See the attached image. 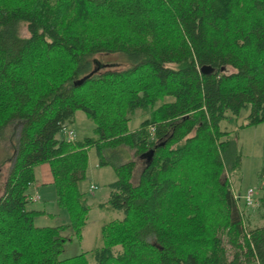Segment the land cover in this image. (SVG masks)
<instances>
[{
    "label": "trees",
    "instance_id": "1",
    "mask_svg": "<svg viewBox=\"0 0 264 264\" xmlns=\"http://www.w3.org/2000/svg\"><path fill=\"white\" fill-rule=\"evenodd\" d=\"M109 54L127 66L100 71ZM76 110L96 137L57 138ZM135 110L146 116L129 130ZM241 110L244 125L264 122V0H0V135L19 124L0 264H264V224L243 223L225 176L240 156L219 122ZM91 146L98 165L121 146L144 160L135 183L134 160L112 165L106 204L122 217L100 226L102 245L59 259L60 231L79 239L85 224ZM262 157L260 177L264 132ZM41 163L64 224L34 226L25 208ZM257 203L264 219V184Z\"/></svg>",
    "mask_w": 264,
    "mask_h": 264
},
{
    "label": "rangeland",
    "instance_id": "2",
    "mask_svg": "<svg viewBox=\"0 0 264 264\" xmlns=\"http://www.w3.org/2000/svg\"><path fill=\"white\" fill-rule=\"evenodd\" d=\"M19 34L26 36L24 26L19 29ZM95 59L103 64L100 71L104 69H122L127 65L120 55H96ZM168 100L169 98H165ZM157 101L155 105H158ZM247 110H241L237 115L226 113V118L219 122V128L227 132V138L232 140L236 151L239 153L240 161L237 168L230 174L227 172L225 176L228 178L230 188L234 193L243 196L247 189L252 190V198L257 200L261 194V187L264 184V177L258 175V171L263 163L262 147H263V132L264 122L254 125H244ZM146 116L143 112L135 110L131 115L127 127L129 130H134L139 122ZM93 123L86 115L76 110L73 114V119L67 124L66 130H71L73 137L76 140H82L85 137H96L93 131ZM19 124L12 123L2 131L0 135V195L3 190V185L10 168V160L13 155V146L18 135ZM57 138H64L63 132H58ZM127 151L120 152L118 147L105 148L102 151V158L108 161L109 164L98 165V157L94 147L87 149V163L84 172V177L77 183V190L84 195L88 205L85 224L81 228L80 238H76L71 234L69 229L60 231V235L65 237L62 249L58 254V258H66L77 255L81 252L89 253L92 249L102 245L100 236V226L112 219L122 217L120 211L111 209L106 204L108 195V184L115 180V172L112 165H118L129 159L136 162V166L132 173V180L138 176V171L142 166L143 158L134 156L133 151L127 147H120ZM128 152V154H126ZM128 155V156H127ZM133 157V158H132ZM47 167V170L45 169ZM34 181L29 186L28 192L32 196H36L34 201H28L25 204L27 210H36L40 213L33 218V225L41 226H56L68 222V214L65 209L60 208L55 202L54 188L52 184H45L42 181L49 173L47 163H41L34 167ZM47 177V176H46ZM93 186V188H90ZM240 206H243V199L238 201ZM98 204H104L103 207H98ZM243 221L249 227L260 226L264 224V219L258 216L257 207L248 206L244 209Z\"/></svg>",
    "mask_w": 264,
    "mask_h": 264
},
{
    "label": "built area",
    "instance_id": "3",
    "mask_svg": "<svg viewBox=\"0 0 264 264\" xmlns=\"http://www.w3.org/2000/svg\"><path fill=\"white\" fill-rule=\"evenodd\" d=\"M60 132H63L65 134L64 139L69 140V141L74 139L72 131L71 130H66V127L61 128ZM152 134H153V128H152V126H150L149 127V136L152 137ZM90 188H93V186H90ZM251 194H252V190L251 189H247L243 196H239L238 194L233 193V197H234V199H235V201L237 203V206L239 207V210L242 212V217H243V214H244L245 207L247 208L248 206H251V205L256 207L258 205L257 200H254L252 198ZM240 198L243 199V206H240L239 203H238ZM28 199L30 201H34V200L37 199V197L31 195V196L28 197ZM243 223H244V221H243Z\"/></svg>",
    "mask_w": 264,
    "mask_h": 264
},
{
    "label": "crops",
    "instance_id": "4",
    "mask_svg": "<svg viewBox=\"0 0 264 264\" xmlns=\"http://www.w3.org/2000/svg\"><path fill=\"white\" fill-rule=\"evenodd\" d=\"M122 147V146H121ZM123 151H127L126 149L121 148ZM133 153V152H132ZM126 154H128V152H126ZM128 156V155H127ZM133 158V157H132ZM141 158V157H140ZM129 160H133V159H129ZM136 163V162H135ZM136 166V165H135ZM46 167V166H45ZM47 170V167L45 168ZM134 171V170H133ZM139 173V171H138ZM47 176V177H46ZM46 176L44 177V179H42L41 182L45 183V184H50L51 183V176L49 173H46ZM137 180V178L135 179V181L132 180V176H131V182L135 183ZM261 221H263V219H261ZM63 236V235H62Z\"/></svg>",
    "mask_w": 264,
    "mask_h": 264
}]
</instances>
